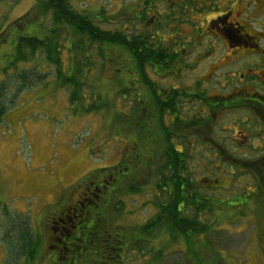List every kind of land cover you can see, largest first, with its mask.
<instances>
[{"label":"rangeland","instance_id":"rangeland-1","mask_svg":"<svg viewBox=\"0 0 264 264\" xmlns=\"http://www.w3.org/2000/svg\"><path fill=\"white\" fill-rule=\"evenodd\" d=\"M35 2V0H0V68L7 63V55L14 53L15 28L12 22L25 15ZM135 2L141 3V0H71L73 6L81 12L90 13L105 9L107 14L115 13L125 4ZM170 2L172 3L173 0ZM196 2L200 4L201 0ZM218 2L223 3V0ZM229 5L233 6V14L230 18L246 24L248 30L256 36L250 39V42L260 43L261 48H246L238 46L233 41L227 44L220 37L225 39L229 37L222 33L223 37L215 29H204L205 36L201 42H197L200 40L197 32L199 26L206 25L205 18L212 19L218 16L222 7L218 12L196 13L191 21L192 27L189 28L193 34L187 36V39L190 41L193 37L197 43L187 45L188 58L185 54L186 58L176 76L172 73L166 78H156L160 86L168 89H186L188 92L200 87L209 94L221 95H228L244 88L251 91L260 87L263 90L259 91H264V37H262L264 32L261 31L264 30V0H256V2L233 0ZM223 8L228 10L229 7ZM47 21H49L48 17ZM124 26L130 27L129 24ZM93 56L96 58L89 59V62L99 64L98 53L94 52ZM32 61L21 68L29 66ZM98 66L92 67L97 71V75L102 73V81L93 88H105V93L111 99L115 91V78L109 76L106 69L102 71L100 64ZM44 67L46 68V65ZM4 76L0 69V80ZM45 80L34 86H23L18 103L7 111L0 122V264H5V260L14 258L19 264L28 261L27 254L21 259L18 255L17 258L10 255L9 242L7 243L5 235L6 229L10 227L3 226L6 225L8 217L14 222L18 232L28 228L32 233V239L36 238L40 243L36 247L32 264H66L65 259L61 260L57 257V251L64 248L58 245L68 242L67 248H72L73 244H81L82 241H74L73 235L55 238L59 224L54 221L59 216L73 215L74 207L77 204L81 205V202L85 203V198L94 194L93 183L99 182L102 175L107 179V168L118 164H122L120 168L122 175L117 176L120 183L116 187L117 191L113 192V186L102 184L106 189L102 200L104 202L98 206L95 203L89 205L93 212L108 217L106 222H102L103 229L99 232L102 237L115 240L113 238L115 236H108V233L117 236V232L123 231L125 234L122 236L123 244L107 243L108 248L104 247L100 250L96 256L105 258L101 264H107L108 258L114 255L116 260L112 261V264H264V199L256 196L250 199L247 206H238L235 211L223 206L215 216V220L219 218L218 226L213 233L215 235H209L207 239V235L204 239L202 235L201 239L203 242L206 241L201 244L199 253L194 250L183 251L184 245L180 249L172 242L169 245L171 247L163 251L165 257L158 258L159 260L154 262L153 257L156 256L154 251L158 250L163 240H168L167 235L154 240L151 237L153 232L151 236L143 234L140 227L157 213L153 205L157 164L154 160L146 163L148 155L143 148L144 143L135 134H129L127 122L121 125L125 135H117L119 131L117 126L120 124L117 123L116 130L112 126L115 122L114 111L108 112L102 107L97 111H83L85 108L74 113L69 101V89L59 85L52 73ZM91 81L88 79V82ZM9 90L7 96L11 97L14 91ZM142 91L145 94L149 92L146 88ZM135 96L134 91L122 93L121 98L116 97L115 102L118 104L116 106L125 111L129 110L132 106L130 100ZM191 99L184 98V100ZM182 107L183 113L190 116L193 111L189 110L192 108L203 112V108L194 101H183ZM140 112L145 114L146 111L141 109ZM172 118L173 116H170L169 119ZM218 118L219 121L215 124L210 123V127L219 140L228 138V142H232L233 139H238L236 143L245 142L246 139L241 135L248 132L243 127L245 125L239 122L247 123L248 120L253 122V114L250 116V112L240 109L220 113ZM153 127L154 124L151 126L152 130ZM194 132L203 137V125L196 126ZM154 136L155 144L158 145L155 132ZM191 141L196 143L194 158L190 160L195 167L199 164L198 155L203 154L205 147L203 138L198 140L192 138ZM247 145L248 151L252 152L250 145L248 143ZM132 155L136 156L134 164ZM200 164L204 165L201 159ZM200 168L195 167L197 177L205 179L207 186L212 185L217 174L219 175L217 180L221 183L229 184L231 181L230 178L225 177L227 175L220 173L222 164L219 161L218 166H214L217 172L215 174L205 173ZM129 181L139 183L138 186L142 190L127 192L126 186ZM239 181L240 186L237 187V183L231 189L229 193L233 192L231 196L221 194L218 190L214 192L229 200L242 199L247 193L255 195L256 190L253 188L255 185L251 177L243 175ZM85 186H89L90 189L85 191ZM242 189L245 193L239 194ZM236 212L237 214L234 215ZM243 212L245 214L240 215ZM88 218L84 217L81 224H89L88 227H92L93 218L89 216ZM68 219L72 221L70 217ZM207 220L209 221L210 218ZM75 221H77L75 230H80L78 218L74 219ZM112 221L114 225L109 226ZM83 231L79 233L87 240L86 232L83 235ZM73 232L77 237L78 232ZM61 237L63 240L60 241ZM54 244L55 246L52 247ZM114 245L119 247L118 250L113 249ZM121 252L123 254L120 257L118 255ZM118 259H121L122 263H119Z\"/></svg>","mask_w":264,"mask_h":264},{"label":"trees","instance_id":"trees-1","mask_svg":"<svg viewBox=\"0 0 264 264\" xmlns=\"http://www.w3.org/2000/svg\"><path fill=\"white\" fill-rule=\"evenodd\" d=\"M35 1L25 15L12 22L15 28L14 53L7 55V63L0 68L5 75L0 80V122L7 111L18 103L23 86L37 85L51 73L59 85L69 89V101L74 113L85 108L83 111H97L102 107L108 112L114 111L115 122L112 126L115 130L119 128L118 136L125 135L121 125L127 122L129 134H135L144 143L143 148L148 155L146 163L154 160L157 164L154 184L156 191L153 194V205L157 213L140 227L143 234L151 236L153 232L151 237L154 240L167 235L168 240H163L158 250L154 251V262L165 257L163 251L171 247L169 245L172 242L180 249L184 245L183 251L194 250L199 253L201 244L206 241L203 242L205 236L207 235V239L209 235H215L213 233L219 223V218L215 220V216L223 206L235 211L238 206H247L255 196L264 199V94L253 93L245 88L228 95L209 94L200 87L188 92L186 89H168L156 81L157 77L166 78L172 73L175 76L179 73L185 54L187 58L189 55L187 45L201 42L205 36V30L200 25L197 30L200 40L196 42L192 37L188 41L187 36L193 34L190 30L193 15L218 11V0H203L200 4L197 0H173L172 3L170 0H141V3L125 4L112 14H107L105 9L81 12L73 6L71 0ZM124 24H129L130 27ZM222 30L224 35L229 33H225L224 28ZM94 52L98 53L97 62L102 66L101 70L106 69L109 76L115 78V91L111 99L105 93V88H93L102 81V73L97 75V71L93 69L99 64L89 62V59L96 58L93 56ZM31 60L33 61L29 66L21 68ZM88 79L92 81L88 82ZM143 88L149 91L148 94L142 91ZM9 89L14 91L11 97L7 96ZM131 91L136 96L130 100L132 106L129 110L116 106V97L121 98L122 93ZM186 97L192 99L184 100ZM183 101H194L203 108V112L192 108L189 110L193 111L192 116L183 113ZM141 109L146 111L145 114H141ZM240 109L254 116L253 122H239L245 125L243 127L248 132L241 135L246 139L245 142L236 143L238 139L228 142V138L219 140L210 127L212 122L215 124L219 121L220 113ZM170 116H173L172 120L169 119ZM117 123L120 125L116 127ZM198 125H203V137L194 132ZM154 132L158 145L155 144ZM192 138H203L205 147L203 154L198 155L199 164L195 167H201L200 170L203 169L205 173L215 174L217 172L214 166L217 167L219 161L222 164L220 173L231 179L229 184L217 180L218 174L210 186L206 185L205 179L197 177L195 167L190 163L194 158L196 144L191 141ZM247 143L252 152L248 151ZM200 159L204 165L200 164ZM132 160L134 164L136 156L132 155ZM121 167L122 164L108 167L107 179L102 175V183H93L95 192L90 197L94 202L88 199L90 197L85 198L87 201L81 202L79 215L74 213L68 216L72 220L68 224L71 231L69 236L73 235L74 241L78 240L73 232H76L77 227L74 219L78 218L80 231L84 230L83 235L86 232L87 240H81L84 246L81 255H69L65 259L66 264H83V260L84 264H89L87 260L97 258L96 255L103 250L92 247L91 244L100 235L102 222H106L108 217L93 212L89 205L95 203L98 206L104 202L102 200L106 189L102 184L113 186V192L117 191L116 187L120 185L117 176L122 175ZM243 175L253 179L255 195L247 193L242 199L229 200L214 192L218 190L221 194L228 195L234 185L238 183L237 187L240 186L239 179ZM138 185L139 183L129 181L127 192L141 191L142 188ZM86 189L89 190L90 187L85 186V191ZM242 193H245L243 189L239 194ZM232 194L233 192L229 195ZM76 207L77 205L74 209ZM236 214L237 212L234 213ZM243 214L245 213H240ZM83 216L93 218L92 227L81 224ZM111 225H114V221L109 226ZM3 226L10 227L6 229L5 235L11 257L18 255L21 259L27 254L28 261L24 264H32L36 247L40 243L36 238L32 239L28 228L18 232L9 217ZM14 234L16 235L13 236ZM216 252L220 259L218 249ZM121 254L123 253L120 256ZM118 260L122 263L121 259ZM13 261L15 262V258L7 259L5 264H19L12 263Z\"/></svg>","mask_w":264,"mask_h":264},{"label":"flooded vegetation","instance_id":"flooded-vegetation-1","mask_svg":"<svg viewBox=\"0 0 264 264\" xmlns=\"http://www.w3.org/2000/svg\"><path fill=\"white\" fill-rule=\"evenodd\" d=\"M201 2H203V0H201ZM233 2V0H223V3H220V7H222V10L220 11V13L218 14V16L212 18V19H206L205 18V26H202L204 29H207V30H210V29H215V31L218 33V34H221L222 35V32H223V28L226 29L224 32L226 33V31H229V33H227L225 36H228L229 38L231 39H225V38H222L220 37L221 39L224 40V42H226L227 44H230L231 41H233V43H236L238 44V46H244V47H253V49H258V48H261V45L260 43H251L250 42V39H253V38H256L255 35H253L247 28V25L244 24L243 22H241L240 20L238 19H231L230 17L232 16L233 14V9L232 7L233 6H230L229 4ZM256 2V0H255ZM252 4V3H251ZM223 7H229L228 10H225ZM218 12V11H216ZM264 12V10H263ZM254 19H257V17H253ZM263 18H264V15H263ZM264 32V30H261ZM223 36V35H222ZM224 37V36H223ZM262 37H264V34L262 35ZM230 42V43H229ZM255 52V51H254ZM232 61V59H231ZM257 85V84H255ZM261 88L258 87V88H255L254 90H249L250 92H262V94H264V91H259ZM263 90V89H261ZM90 196H87L86 198H88ZM90 201L94 202L92 199V197L88 198ZM91 202V203H92ZM81 205H78L77 204V207L74 209V212H75V215L78 216L79 215V210H80V207ZM68 217L66 216H59L58 219L56 221H54V223H57L59 224L57 226V230H58V233H56V236L55 238H58L60 236H67L71 233L70 231V228L68 227ZM77 225V224H76ZM76 232H78V235H77V239L78 240H83V236L81 237V232L80 230H76ZM117 232V231H115ZM125 235L123 233V231H120V232H117V236L114 235L113 233H108V236H115L113 238H115V240H111L109 239L108 237H102L101 235H98L97 237H95L93 239V243L94 244H91L92 247H95V248H101V249H104L105 248H108V244L107 243H116V244H120L122 243L123 244V239H122V236ZM107 236V234H106ZM89 237L91 238V234H89ZM121 238V239H120ZM63 240V238L61 237L60 238V241ZM103 242V243H102ZM73 243V242H72ZM68 242H65L63 245H58V247L60 246H63L64 248H60L58 251H57V257L59 259H66L69 255L73 254V255H81V251L84 250V246H83V242L81 244H73V247L72 248H67L68 246ZM55 244L52 246L54 247ZM110 248H112V246H109ZM119 247H117V245H114L113 249L114 250H118ZM106 251V249H105ZM105 256V255H104ZM120 256V254L118 255ZM121 257V256H120ZM81 259L82 256L80 257ZM116 260V255L112 256L111 258H108L107 260V264H112V261ZM89 261V264H101L105 261V258H99L97 256V258L95 259H89L87 260ZM85 260H83V264H84Z\"/></svg>","mask_w":264,"mask_h":264},{"label":"bare ground","instance_id":"bare-ground-1","mask_svg":"<svg viewBox=\"0 0 264 264\" xmlns=\"http://www.w3.org/2000/svg\"><path fill=\"white\" fill-rule=\"evenodd\" d=\"M188 119V118H187Z\"/></svg>","mask_w":264,"mask_h":264}]
</instances>
